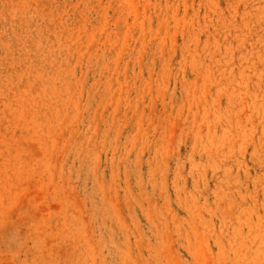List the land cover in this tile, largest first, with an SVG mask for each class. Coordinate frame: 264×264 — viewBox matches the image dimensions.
Segmentation results:
<instances>
[{"label": "rangeland", "instance_id": "obj_1", "mask_svg": "<svg viewBox=\"0 0 264 264\" xmlns=\"http://www.w3.org/2000/svg\"><path fill=\"white\" fill-rule=\"evenodd\" d=\"M0 264H264V0H0Z\"/></svg>", "mask_w": 264, "mask_h": 264}]
</instances>
